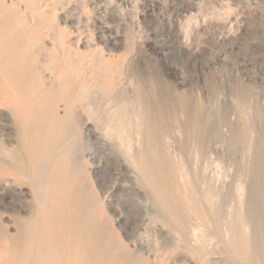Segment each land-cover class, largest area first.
Masks as SVG:
<instances>
[{
    "label": "rangeland",
    "instance_id": "obj_1",
    "mask_svg": "<svg viewBox=\"0 0 264 264\" xmlns=\"http://www.w3.org/2000/svg\"><path fill=\"white\" fill-rule=\"evenodd\" d=\"M0 264H264V0H0Z\"/></svg>",
    "mask_w": 264,
    "mask_h": 264
},
{
    "label": "bare ground",
    "instance_id": "obj_2",
    "mask_svg": "<svg viewBox=\"0 0 264 264\" xmlns=\"http://www.w3.org/2000/svg\"><path fill=\"white\" fill-rule=\"evenodd\" d=\"M98 95V94H97ZM18 130V129H17ZM119 139V138H118ZM126 139V138H125ZM124 145V144H123ZM133 150V149H132ZM130 151V150H129ZM184 172V171H183ZM237 187V186H236ZM241 192L239 191V194H240ZM213 195V194H212ZM239 197V196H238ZM237 198V197H236ZM242 198V197H241ZM239 199V198H238ZM236 200V199H235ZM237 201V200H236ZM243 203V202H242ZM238 206V205H237ZM232 207V206H231ZM228 209V208H227ZM195 222V221H194ZM247 226V225H246ZM224 227V226H223ZM247 228V227H246ZM226 229V228H225ZM225 231V230H224ZM249 231V230H248ZM195 232V231H194ZM196 233V232H195ZM194 233V234H195ZM193 234V233H192ZM200 235V234H199ZM195 236V235H194ZM201 236V235H200ZM194 239V238H193ZM206 242V241H205ZM204 244V243H203ZM207 245V244H206Z\"/></svg>",
    "mask_w": 264,
    "mask_h": 264
}]
</instances>
